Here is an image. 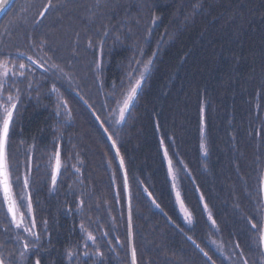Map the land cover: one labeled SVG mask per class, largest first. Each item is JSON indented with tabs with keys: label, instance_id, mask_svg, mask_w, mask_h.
<instances>
[{
	"label": "trees",
	"instance_id": "16d2710c",
	"mask_svg": "<svg viewBox=\"0 0 264 264\" xmlns=\"http://www.w3.org/2000/svg\"><path fill=\"white\" fill-rule=\"evenodd\" d=\"M5 61L24 224L0 191L4 264H132L131 245L135 264H264V0H15L0 17ZM81 100L118 150L130 214L117 155Z\"/></svg>",
	"mask_w": 264,
	"mask_h": 264
},
{
	"label": "snow or ice",
	"instance_id": "6c2138e0",
	"mask_svg": "<svg viewBox=\"0 0 264 264\" xmlns=\"http://www.w3.org/2000/svg\"><path fill=\"white\" fill-rule=\"evenodd\" d=\"M12 6V0H0V14H6L8 11L11 10ZM51 6V5H49ZM23 55V54H21ZM29 60H32V57H28ZM33 63H36L33 61ZM150 63V61H149ZM26 65L23 62L19 63V68L24 69ZM20 76L24 75V72L19 73ZM0 109H2V115H0V191H2L4 201L8 205V211L12 214V219L15 222L16 221V201L13 198L12 195V184H11V177H10V168L8 164V158L5 152V144L7 142L8 136H9V128L10 124L13 120V110L16 108V103L14 102L15 98L9 94L7 96V99H4V84L7 82V79L11 77L13 83L15 82L16 73L10 72V70L7 68V62H0ZM140 87V80H137L134 85H130L129 90L127 94L124 96L122 100V106H120L121 102L118 101V107H120V116L121 119L123 118L124 111L129 107L130 103L133 101L137 94V89ZM203 148V145H201ZM167 156V153H165ZM170 164V170H171V162ZM61 166V162L59 159V153L56 154L55 158V169L58 171ZM52 182L55 184L56 182V175L55 173L52 176ZM25 188L27 187V181L24 183ZM21 200H23V197H21ZM28 209L31 211V203L28 204ZM23 221V214H21L20 222ZM17 227H20V223L16 224ZM34 226V225H33ZM255 227V225H253ZM27 232H30V229H24ZM35 235V234H33ZM36 239L38 240L39 237L36 236ZM91 234H89V240H93ZM25 249L27 250L28 244L26 243L24 245ZM23 255V253H21ZM73 253L71 251L68 252V256L71 257ZM0 264H4V261L0 259ZM36 264H39V260L36 261ZM133 264H135V252L133 251Z\"/></svg>",
	"mask_w": 264,
	"mask_h": 264
},
{
	"label": "water",
	"instance_id": "95a60500",
	"mask_svg": "<svg viewBox=\"0 0 264 264\" xmlns=\"http://www.w3.org/2000/svg\"><path fill=\"white\" fill-rule=\"evenodd\" d=\"M15 0H12V3L14 2ZM3 14H0V17L2 16ZM143 87V84H140V87L137 89V94L135 96V98L133 99V101L130 103L129 107L124 111V116L127 117L128 114L130 113V111L132 110L139 94H140V91ZM82 101V100H81ZM83 105L86 107V109L90 112V114L93 116V118L96 120V122L99 124V126L102 128L104 134L106 135L107 139L109 140V142L111 143L114 151H115V154L117 155V158H118V161H119V164L122 168V171H123V174H124V178H125V185H126V198H127V204H128V211H129V214H130V192H129V187H128V183H127V179H126V174H125V171H124V166H123V163H122V160L120 158V155L118 153V150L116 149L115 145L113 144L110 136L108 135V133L106 132V130L104 129V127L102 126V124L100 123L98 117L95 115V113L92 111V109L84 102L82 101ZM12 123V122H11ZM10 127H11V124H10ZM9 131H10V128H9ZM8 140V139H7ZM6 147H7V142L5 144V152H6ZM55 175H56V179L58 178V174H59V170L57 171L55 169L54 171ZM261 191H262V199H263V205H264V173H263V177H262V182H261ZM12 195H13V191H12ZM13 198H14V195H13ZM5 205H6V208H7V212L9 214V217L11 218V220L13 221L12 219V214L9 213L8 211V205L7 203L5 202ZM15 212H16V221L13 223L16 224L17 221H18V207H17V204H16V207H15ZM261 247H262V252H263V256H264V219H263V229H262V238H261ZM131 254H132V264H133V249H132V245H131Z\"/></svg>",
	"mask_w": 264,
	"mask_h": 264
},
{
	"label": "rangeland",
	"instance_id": "374dc122",
	"mask_svg": "<svg viewBox=\"0 0 264 264\" xmlns=\"http://www.w3.org/2000/svg\"><path fill=\"white\" fill-rule=\"evenodd\" d=\"M7 68L10 70V72H14V71L16 72L15 65H10V64L7 63ZM24 75H25V73H24ZM24 75L21 76V77H24ZM0 79H2V77H0ZM10 80H11V77H9L7 79V82L4 84V87L9 84ZM28 91H31V90H28ZM1 112H2V109H1ZM166 164H167L168 174H169V178H170L171 185H172V190H173V193H174L176 206H177V208H178V210H179L184 222L187 225H192L193 219L191 217V214L189 213V211L187 210V208L183 204V201H182V198H181L180 189H179V185H178L177 179L175 177V174H174V172L172 170V167H171V170H170V164L168 162ZM27 199H28L27 196L23 197V201H25ZM206 212H207V215H208V219L210 220V222L213 223L212 216H211L210 212L208 211V209H206ZM20 217H21V215L19 214V211H18V221H17V223H20V226H22L24 223H23V221L20 222Z\"/></svg>",
	"mask_w": 264,
	"mask_h": 264
},
{
	"label": "bare ground",
	"instance_id": "6f19581e",
	"mask_svg": "<svg viewBox=\"0 0 264 264\" xmlns=\"http://www.w3.org/2000/svg\"><path fill=\"white\" fill-rule=\"evenodd\" d=\"M173 191V190H172ZM174 194V193H173ZM15 199V198H14ZM16 200V199H15ZM207 208H205V211H206ZM130 241L132 242L131 238H130ZM133 247V246H132Z\"/></svg>",
	"mask_w": 264,
	"mask_h": 264
}]
</instances>
